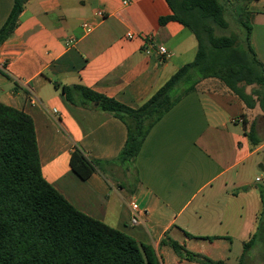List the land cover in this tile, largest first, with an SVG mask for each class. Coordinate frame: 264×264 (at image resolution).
<instances>
[{
  "label": "crops",
  "instance_id": "0c3cea01",
  "mask_svg": "<svg viewBox=\"0 0 264 264\" xmlns=\"http://www.w3.org/2000/svg\"><path fill=\"white\" fill-rule=\"evenodd\" d=\"M240 1L229 5L237 16L249 13L250 46L264 65V0L243 9ZM13 6L0 0V29ZM172 15L167 0H29L0 44V103L32 118L43 177L76 210L151 246L161 264H198L162 244L171 240L229 264L234 235L248 242L263 220L264 124L250 118L256 107L205 81L153 126L129 164L119 160L126 124L79 88L142 106L198 52L183 24L160 22ZM75 150L98 163L85 179L72 169ZM132 201L146 212L138 225Z\"/></svg>",
  "mask_w": 264,
  "mask_h": 264
},
{
  "label": "trees",
  "instance_id": "16d2710c",
  "mask_svg": "<svg viewBox=\"0 0 264 264\" xmlns=\"http://www.w3.org/2000/svg\"><path fill=\"white\" fill-rule=\"evenodd\" d=\"M29 0H14L12 12L0 29V44L7 41L19 24ZM173 15L161 18L163 24L175 20L188 28L198 41L193 62L178 70L147 102L137 109L79 87L85 96L104 111L115 114L128 128L127 142L119 156L132 164L153 126L187 93L200 83L214 80L237 95L249 109L259 103L264 112V65L250 46L252 27L249 13L239 14L244 29V46L229 36H216L214 25L227 28L224 4L231 0H167ZM253 0L238 3L243 9ZM193 82L181 90L184 84ZM254 88L247 93V87ZM63 92L69 91L62 87ZM249 137L254 145L255 130ZM71 166L81 178L95 171L79 150ZM256 233L243 244L239 264L256 245ZM220 237H206L214 241ZM169 245L181 259L198 264H227L195 253L176 241ZM0 264H161L151 246L76 210L43 177L34 122L23 111L0 103Z\"/></svg>",
  "mask_w": 264,
  "mask_h": 264
},
{
  "label": "rangeland",
  "instance_id": "374dc122",
  "mask_svg": "<svg viewBox=\"0 0 264 264\" xmlns=\"http://www.w3.org/2000/svg\"><path fill=\"white\" fill-rule=\"evenodd\" d=\"M224 6H225L224 17L228 23V27L221 28L217 25H214V34L216 36L232 37L235 39L236 45L244 46L245 35H244V29L240 23V19L234 13L233 9L231 8V5L224 4ZM192 83L193 82L184 84L181 90L188 87ZM253 88H254L253 86H249L247 87L246 90L248 93H250ZM263 114L264 112L262 111L259 103H257L256 108L252 110L250 118L254 117V123L257 125L264 124ZM257 171L259 173L261 172L259 169H257ZM262 219L263 220H260V224H259L261 225V227L258 231V240L256 242V245L248 251L246 255V259L244 260L243 264H264V214L262 215ZM230 248L231 251L226 252V255L231 258L229 264H239L240 256L243 253V243L240 241L239 236L237 237L236 235H234L232 239V243L230 244Z\"/></svg>",
  "mask_w": 264,
  "mask_h": 264
},
{
  "label": "built area",
  "instance_id": "2783aa9c",
  "mask_svg": "<svg viewBox=\"0 0 264 264\" xmlns=\"http://www.w3.org/2000/svg\"><path fill=\"white\" fill-rule=\"evenodd\" d=\"M97 15H99V16H103L102 12H98ZM84 27H85V28H88L89 25H88L87 23H85V24H84ZM127 36H128L129 38H132V37H133L132 34H128ZM159 51H160V53H161L162 55H164L165 57L168 56V50H167L165 47L160 48ZM130 207H131V212H132V217H131V222H132V224H134V225H138V224H140V222H141V218H142V215H144L146 212L140 210L138 204H137L135 201H132V202L130 203Z\"/></svg>",
  "mask_w": 264,
  "mask_h": 264
}]
</instances>
